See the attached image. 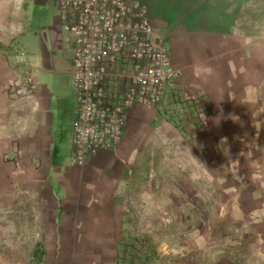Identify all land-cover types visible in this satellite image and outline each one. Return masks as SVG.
Segmentation results:
<instances>
[{"label": "crops", "instance_id": "obj_1", "mask_svg": "<svg viewBox=\"0 0 264 264\" xmlns=\"http://www.w3.org/2000/svg\"><path fill=\"white\" fill-rule=\"evenodd\" d=\"M143 1L181 73L176 87L167 106L131 108L121 140L77 166L73 37L54 3L0 0V64L14 63L35 83L14 100L15 137L9 151L0 149V159L13 160L0 163V191L32 199L19 217L30 224L20 264H131V241L166 225L167 207L196 208L178 192L195 194L200 183L207 196L215 174L237 190L246 145L263 142L264 0ZM242 200L237 218L263 222L264 203Z\"/></svg>", "mask_w": 264, "mask_h": 264}, {"label": "built area", "instance_id": "obj_2", "mask_svg": "<svg viewBox=\"0 0 264 264\" xmlns=\"http://www.w3.org/2000/svg\"><path fill=\"white\" fill-rule=\"evenodd\" d=\"M60 25L72 35V79L76 110L71 163L113 148L134 106H167L180 71L151 25L143 0H48ZM22 76L26 91L34 88Z\"/></svg>", "mask_w": 264, "mask_h": 264}, {"label": "rangeland", "instance_id": "obj_3", "mask_svg": "<svg viewBox=\"0 0 264 264\" xmlns=\"http://www.w3.org/2000/svg\"><path fill=\"white\" fill-rule=\"evenodd\" d=\"M40 11L35 7L36 14L40 15ZM6 72L8 79L4 77ZM18 73L14 63L1 62L0 149L3 147L8 151L15 137L14 100L22 97L24 91L22 77ZM262 139L261 146L247 144V155L240 157L244 166L240 176L234 177L237 190H231L230 185H222L215 174L214 191L208 192L207 196L201 191L203 186L200 183L195 194L186 190L178 192L181 202L195 200L196 208H185L182 213H177L176 210L181 209L167 207L166 225L160 227L161 224L156 222L152 224L155 228L150 229L149 237L131 241V264H264V221L261 222L259 216H249L242 221L237 218L241 212L236 208L240 201H246L242 200L245 196L251 202L264 203V191H253L256 181L259 184V180L264 178V155L260 153V147H264ZM255 154L257 159L253 160ZM10 157L11 153L5 154L0 163L12 164ZM254 169L255 175H252ZM246 186L248 191H245ZM223 187L227 188V194L223 193ZM31 200L29 197L15 198L12 192L0 191V264H20L28 260L29 219L24 222L19 217ZM179 214L180 217L177 216ZM20 250H25L23 256Z\"/></svg>", "mask_w": 264, "mask_h": 264}]
</instances>
